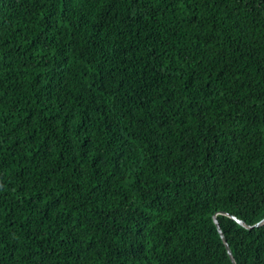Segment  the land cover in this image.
I'll list each match as a JSON object with an SVG mask.
<instances>
[{"label": "trees", "instance_id": "trees-1", "mask_svg": "<svg viewBox=\"0 0 264 264\" xmlns=\"http://www.w3.org/2000/svg\"><path fill=\"white\" fill-rule=\"evenodd\" d=\"M215 219L264 264V0H0V264H234Z\"/></svg>", "mask_w": 264, "mask_h": 264}, {"label": "water", "instance_id": "water-1", "mask_svg": "<svg viewBox=\"0 0 264 264\" xmlns=\"http://www.w3.org/2000/svg\"><path fill=\"white\" fill-rule=\"evenodd\" d=\"M231 217H232L233 219L237 220V221H238L240 224H242L243 226H246L247 228H250V226L246 225L245 222H243L242 220L238 219L237 217H235V216H231ZM215 223H216L217 228H218V231H219V233H220V235H221V237H222V239H223V241H224V243H225V245H226V249H227V251H228V254H229V256H230L232 262H233L234 264H237V263H236V260H235V258H234V256H233L232 250H231V248H230V246H229V244H228V242H227V239H226L225 236H224V233H223V231H222V229H221V226H220V224H219V222H218L217 219H215ZM263 224H264V219H263L262 221H260L259 223H257L256 226H261V225H263Z\"/></svg>", "mask_w": 264, "mask_h": 264}]
</instances>
